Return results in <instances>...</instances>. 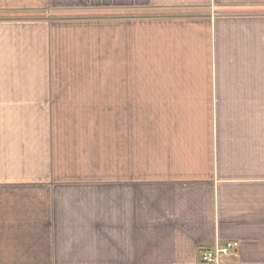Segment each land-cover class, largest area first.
<instances>
[{"label":"crops","instance_id":"1","mask_svg":"<svg viewBox=\"0 0 264 264\" xmlns=\"http://www.w3.org/2000/svg\"><path fill=\"white\" fill-rule=\"evenodd\" d=\"M230 242L264 264V0H0V264Z\"/></svg>","mask_w":264,"mask_h":264},{"label":"rangeland","instance_id":"2","mask_svg":"<svg viewBox=\"0 0 264 264\" xmlns=\"http://www.w3.org/2000/svg\"><path fill=\"white\" fill-rule=\"evenodd\" d=\"M178 11H170V10H152L149 11L148 14L143 13V12H135V15H157V16H163V15H168V16H173V15H177L178 13H175ZM180 13V12H179ZM58 15V14H57ZM114 13H112L111 11H106L105 13H103V11H83L81 13H72V15H67V14H59V16L63 17L64 19H81L82 16H84V20L86 19H96V18H109L112 19ZM136 15V17H140ZM71 17V18H69ZM108 72L103 73L104 78L108 79V78H113V73L116 74V76L118 78H126V73H115V72H111L109 70H106Z\"/></svg>","mask_w":264,"mask_h":264},{"label":"built area","instance_id":"3","mask_svg":"<svg viewBox=\"0 0 264 264\" xmlns=\"http://www.w3.org/2000/svg\"><path fill=\"white\" fill-rule=\"evenodd\" d=\"M239 243L230 242L224 245H216L205 249L202 254V262L207 264H219L223 259L233 255L239 248Z\"/></svg>","mask_w":264,"mask_h":264}]
</instances>
